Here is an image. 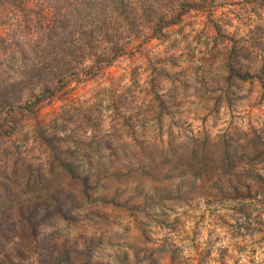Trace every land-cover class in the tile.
<instances>
[{
	"label": "rangeland",
	"instance_id": "obj_1",
	"mask_svg": "<svg viewBox=\"0 0 264 264\" xmlns=\"http://www.w3.org/2000/svg\"><path fill=\"white\" fill-rule=\"evenodd\" d=\"M187 1L0 132V264H264V0Z\"/></svg>",
	"mask_w": 264,
	"mask_h": 264
},
{
	"label": "trees",
	"instance_id": "obj_2",
	"mask_svg": "<svg viewBox=\"0 0 264 264\" xmlns=\"http://www.w3.org/2000/svg\"><path fill=\"white\" fill-rule=\"evenodd\" d=\"M173 1L180 9L170 6ZM187 2L46 0V5L34 10L25 0L1 2L0 14L3 10L22 12L24 21L9 40L0 34V132L17 121L15 112L29 110L30 102L35 105L52 97L58 82H63L67 74L78 73L86 58L94 57L93 62L103 65L110 63L122 47L120 39L141 25L156 33L162 22L168 24L180 16ZM31 10L36 15L31 16ZM29 26L34 29V35L26 32ZM230 72L239 79L246 78L233 66ZM72 256V250H67L64 262L72 264Z\"/></svg>",
	"mask_w": 264,
	"mask_h": 264
},
{
	"label": "clouds",
	"instance_id": "obj_3",
	"mask_svg": "<svg viewBox=\"0 0 264 264\" xmlns=\"http://www.w3.org/2000/svg\"><path fill=\"white\" fill-rule=\"evenodd\" d=\"M188 253L186 252L185 255H187Z\"/></svg>",
	"mask_w": 264,
	"mask_h": 264
}]
</instances>
